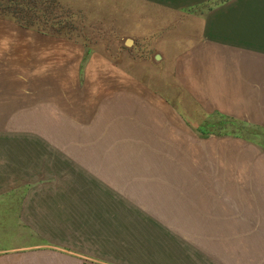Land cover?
I'll return each instance as SVG.
<instances>
[{
	"label": "rangeland",
	"instance_id": "374dc122",
	"mask_svg": "<svg viewBox=\"0 0 264 264\" xmlns=\"http://www.w3.org/2000/svg\"><path fill=\"white\" fill-rule=\"evenodd\" d=\"M0 199L98 264H264V0H0Z\"/></svg>",
	"mask_w": 264,
	"mask_h": 264
},
{
	"label": "crops",
	"instance_id": "0c3cea01",
	"mask_svg": "<svg viewBox=\"0 0 264 264\" xmlns=\"http://www.w3.org/2000/svg\"><path fill=\"white\" fill-rule=\"evenodd\" d=\"M1 203L3 202L0 199V264H98L97 261H91L86 253L74 251L69 245L55 244L47 239L54 235L42 238L38 233V225L35 226V231L30 228L32 234L25 236L22 211L20 214L3 215ZM22 205L23 200L20 201V206ZM164 257L160 256L151 263L138 261L135 264H184L176 256H171L173 262L167 256ZM186 264L192 263L187 261Z\"/></svg>",
	"mask_w": 264,
	"mask_h": 264
},
{
	"label": "water",
	"instance_id": "95a60500",
	"mask_svg": "<svg viewBox=\"0 0 264 264\" xmlns=\"http://www.w3.org/2000/svg\"><path fill=\"white\" fill-rule=\"evenodd\" d=\"M126 45L129 44V40L128 39H125V42H124Z\"/></svg>",
	"mask_w": 264,
	"mask_h": 264
}]
</instances>
